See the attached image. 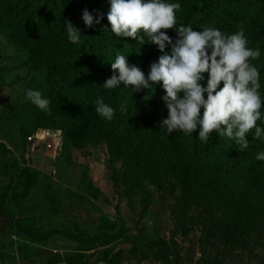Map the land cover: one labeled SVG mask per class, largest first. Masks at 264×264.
<instances>
[{
    "label": "trees",
    "instance_id": "16d2710c",
    "mask_svg": "<svg viewBox=\"0 0 264 264\" xmlns=\"http://www.w3.org/2000/svg\"><path fill=\"white\" fill-rule=\"evenodd\" d=\"M179 3L177 25L198 31L215 27L226 35L243 30L248 46L260 49V56L250 62L258 70V91L264 100V0H179ZM85 8L94 19L103 15L101 23L86 27L81 19ZM108 8L107 0H0V29L28 53L27 65L42 75L33 89L40 90L51 101L49 113L35 107L24 115L21 133L27 136L44 128L48 120H58L75 146L105 145L110 162L121 160L124 183H132L128 190L142 188L147 192L151 185L164 187L166 181L171 182L172 191L181 188L183 219L192 205L204 207L212 217L214 234L222 232L223 237H232L231 246L242 243L245 233L264 228V161L255 159L258 152L264 151V142L253 139L250 131L246 138L248 148L241 152L238 145L226 137L219 138L215 131L207 144L195 138L198 130L192 138L182 132L166 134L160 125L167 117V109L161 100L164 92L159 84L148 91L133 93L130 86L105 90L103 84L113 75L110 63L115 55H127V62L138 66L147 77L149 65L161 54L147 39L138 45L132 38L102 31L110 29L106 19ZM65 21L80 30L78 44L67 40ZM163 31L175 38L172 29ZM204 75L206 79L207 73ZM98 96L115 109L111 121L94 111L92 102ZM261 111L264 112V103ZM121 124H126V134L119 133ZM19 175L23 178L18 183L21 193L15 189L9 198V189L0 191V236L16 228L36 243L61 235L83 249L95 245L63 232L25 229L9 205L18 207L31 193L37 178L30 169H21ZM134 239L137 246L147 240L143 231ZM152 247L156 248L154 257L159 264H173L172 257L176 255L167 242L157 241ZM47 264L58 263L50 260Z\"/></svg>",
    "mask_w": 264,
    "mask_h": 264
},
{
    "label": "rangeland",
    "instance_id": "374dc122",
    "mask_svg": "<svg viewBox=\"0 0 264 264\" xmlns=\"http://www.w3.org/2000/svg\"><path fill=\"white\" fill-rule=\"evenodd\" d=\"M27 60L28 53L0 29V191L9 189V198L15 189L21 193L20 170L30 169L37 183L18 207L9 205L18 221L25 229L63 232L95 245L83 249L61 235L36 243L11 228L0 236V264H159L152 247L157 241L170 245L173 264H264V228L231 246L232 237L213 233L204 207L194 204L182 218L181 188L172 191L166 181V189L128 190L123 162H110L105 145L75 146L58 120L24 136L23 117L35 109L24 90L42 80ZM127 131L119 125V133ZM140 231L147 240L137 246Z\"/></svg>",
    "mask_w": 264,
    "mask_h": 264
},
{
    "label": "clouds",
    "instance_id": "9594fccd",
    "mask_svg": "<svg viewBox=\"0 0 264 264\" xmlns=\"http://www.w3.org/2000/svg\"><path fill=\"white\" fill-rule=\"evenodd\" d=\"M107 4L110 29L102 31L132 38L138 45L147 39L161 54L149 65L147 77L138 66L127 62V55H115L110 63L113 75L104 82L105 90L130 86L133 93L159 84L167 109L160 125L166 134L182 132L192 138L198 130L195 138L207 144L215 131L219 138L226 137L238 145L241 152L248 148L250 131L253 139L264 142V100L258 91V70L250 62L260 56V49L248 46L243 30L226 35L215 27L198 31L177 25L179 0H107ZM81 19L91 27L100 24L103 15L94 19L85 8ZM167 29L175 32V38L163 31ZM64 31L70 43L80 42L81 32L70 22H64ZM24 99L38 110L50 112V99L38 89H25ZM92 104L101 118L113 119L115 109L104 103L102 96ZM120 110H124L123 105ZM255 159L264 161V151Z\"/></svg>",
    "mask_w": 264,
    "mask_h": 264
}]
</instances>
